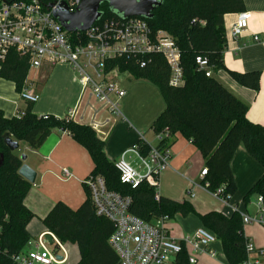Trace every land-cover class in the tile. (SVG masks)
<instances>
[{"label":"trees","instance_id":"1","mask_svg":"<svg viewBox=\"0 0 264 264\" xmlns=\"http://www.w3.org/2000/svg\"><path fill=\"white\" fill-rule=\"evenodd\" d=\"M41 1L49 4L53 0ZM161 1V5L153 10V18H141L154 31L165 30L175 39L181 52L183 84L170 85L171 69L159 54L153 55L145 67H141L135 58H120L110 62L109 68L117 65L121 72L129 73L132 78L146 79L158 87L165 108L151 127L155 134L168 130L169 135L159 142L157 150L168 149L170 138L177 133L191 139L205 159L207 174L201 184L211 193L222 189L221 198L229 201L236 192L231 162L240 146L264 167V125L252 122L248 118V105L214 75V72L225 68L224 15L242 12L244 0ZM100 10L104 17H118L110 11L107 3L102 4ZM199 55L208 59L212 76H206L205 70L199 69L196 63ZM29 70V60L10 51L0 77L14 82L17 92H20L26 85ZM229 72L240 84L259 88L258 71ZM55 129L69 131L77 142L86 147L94 163L88 178L100 176L109 190L129 196L131 213L148 222L197 213L202 225L221 242L228 264H241L249 257L246 251L248 238L244 235L239 211L231 215L217 210L199 213L190 200H174L160 195L157 183L143 180L135 188L123 183L115 162L106 155L105 141L93 127L78 123L69 116L48 115L45 118L44 115H36L33 103L28 102L22 113L10 118L0 109V156L3 155L0 165V264H15L14 256L27 250L31 240L27 226L35 216L25 204L33 183L19 173L23 165L21 154L18 149L11 151L5 145L3 135L9 133L13 140L39 148ZM137 143L140 154L146 157L151 147L142 139ZM84 189L86 199L77 209L59 201L42 223L60 241L78 246L80 260L76 264H116L117 255L109 244L114 225L96 213L86 181ZM253 196H262L264 209V172L243 197L244 203H249ZM183 246L175 264H192L188 249Z\"/></svg>","mask_w":264,"mask_h":264},{"label":"crops","instance_id":"2","mask_svg":"<svg viewBox=\"0 0 264 264\" xmlns=\"http://www.w3.org/2000/svg\"><path fill=\"white\" fill-rule=\"evenodd\" d=\"M244 6L242 12H250L251 17L247 30L238 37H233L231 30L241 12L224 15L227 41L223 55L225 68L214 72V75L248 105V118L254 123L264 125V0H244ZM255 36L260 40H255ZM229 71L240 73L258 71L259 88L253 89L240 84L233 79ZM128 75L130 76L129 73ZM134 80L130 84V91L124 87L121 80H118L122 88L127 89L126 94L119 100L121 117L110 113H91L84 102L89 90L85 97H82V85L67 63L56 65L44 63L40 67L30 68L25 87L39 94V99L33 103V112L36 115L64 118L74 110L71 116L74 121L88 125L97 122L96 131L105 141L107 157L117 162L124 156L140 174H144L142 162L135 153L128 150L140 139L146 141L151 148L157 147L160 142L158 136L151 127L154 138L148 137L149 131L146 130L148 124L145 123L152 125L165 106L158 103L156 107H149L152 103L149 91L148 94H144L135 90L137 85L135 82L137 80L151 82L146 79ZM140 101L142 104H139ZM27 104L28 102L19 97L14 82L0 77V109L4 115L9 118L17 116L23 112ZM142 109H147V115ZM169 142L171 143L168 148L167 166L160 171L156 180L160 195L174 200H190L199 213L217 210L231 215L236 209L241 214H248L251 217L257 215L258 196H253L247 204L244 203L243 197L263 174L264 167L249 155L243 146L238 148L231 162L236 192L228 203H225L201 184V171L206 168V164L202 152L194 142L180 133L173 135ZM21 143L24 142H19L18 150L21 158L25 155L23 163L36 171L35 182L25 198L26 206L35 214L27 226L31 240L26 251H30L36 249L41 237L50 232L43 225L42 219L57 202L62 201L72 209H77L86 199L84 182L90 175L94 163L86 147L77 142L69 131L63 129L53 130L39 148H31L28 144ZM147 158L149 159V154ZM63 169H68L70 174L66 176ZM155 223H159V220ZM165 226L170 235L179 241L191 236L198 228L204 227L197 213L167 219ZM244 235L256 247L264 248L263 226L244 225ZM61 244L62 248L54 246L50 248L63 257L66 255L64 264H76L80 260L78 246L62 241ZM212 248L217 251V256L210 257L207 253H198L196 264H228L219 240L212 244ZM252 257L258 258L261 264L264 263V255L253 254Z\"/></svg>","mask_w":264,"mask_h":264},{"label":"built area","instance_id":"3","mask_svg":"<svg viewBox=\"0 0 264 264\" xmlns=\"http://www.w3.org/2000/svg\"><path fill=\"white\" fill-rule=\"evenodd\" d=\"M63 2L70 12H75L82 0H53L49 4L41 0H0V70L10 51L27 58L30 68L40 67L44 63H67L82 85V97L89 90L84 102L91 113H110L117 117L122 116L119 100L126 94V90L116 79V74L121 71L117 65L109 68L110 62L120 58H135L141 67H145L152 61L153 55L159 54L171 69L170 85L176 87L183 84L181 52L175 39L167 31H154L145 19L138 16L126 19L102 16L84 31L68 32L53 15V9ZM50 4L54 7L49 8ZM250 17L251 13L248 11L239 14L232 26L233 37H238L247 30ZM255 40L260 39L255 36ZM196 63L199 69L205 70L206 76L213 75L206 57L197 56ZM18 94L26 102L34 103L39 99L38 93L26 87ZM74 112L72 110L68 116L71 118ZM47 116L44 115L45 118ZM90 126L96 130L98 123L92 122ZM156 135L161 142L168 137L169 132L166 130ZM128 151L137 155L145 173L140 174L123 156L115 162L120 180L133 188L143 180L156 184L158 174L167 166L169 150L151 148L149 159L140 154L138 143L133 144ZM63 173L66 176L70 174L68 169H63ZM206 174L207 168L202 169L201 177ZM86 184L96 213L106 217L114 225L109 244L117 255L116 264H175L183 245L188 249L189 262L192 264L197 263L198 253L217 256L212 244L218 239L207 228H198L191 236L176 240L165 226L167 217L155 223L131 213V198L109 190L100 176L88 178ZM221 192L222 189H219L214 194L228 203L221 198ZM262 202V196H258L256 216L242 214L244 225L254 223L264 227ZM46 234L51 235L52 243L42 236L36 249L14 256L15 264H64L66 255L63 257L50 248H62L61 241L52 232ZM246 251L249 257L241 264H260L258 258H253L252 255H264V248L256 247L248 240ZM58 256L61 258H57Z\"/></svg>","mask_w":264,"mask_h":264},{"label":"water","instance_id":"4","mask_svg":"<svg viewBox=\"0 0 264 264\" xmlns=\"http://www.w3.org/2000/svg\"><path fill=\"white\" fill-rule=\"evenodd\" d=\"M107 3L110 11L121 19L131 16L153 18V10L161 5V0H82L75 12H70L66 3H61L53 9L54 17L68 32L84 31L94 22L100 20L104 14L100 10L102 4ZM54 5L50 4L49 8ZM3 142L11 150L19 149V142L13 140L9 133L3 135ZM25 155H22L24 159ZM3 155L0 156V165ZM19 173L31 183L35 182L36 171L23 163ZM49 243H52L50 234L45 236ZM57 258H61L58 256Z\"/></svg>","mask_w":264,"mask_h":264},{"label":"rangeland","instance_id":"5","mask_svg":"<svg viewBox=\"0 0 264 264\" xmlns=\"http://www.w3.org/2000/svg\"><path fill=\"white\" fill-rule=\"evenodd\" d=\"M116 79L117 80H121L122 81V83H123V85H124V87L125 88H128V91H130V84H131V82L132 81H135L131 76H129L128 75V73H126V72H118L117 74H116ZM135 83H137V85L135 86V90H138L140 93H144V94H148V91H149V93H150V95H151V97H152V99H151V101H152V103H151V106H149V107H156V105L159 103H161V104H164V106H165V102H164V100H163V98H162V96H161V94L159 93V91H158V89H157V87L153 84V83H148V82H145V81H136ZM150 89V90H149ZM127 90V89H126ZM144 104H145V102L144 101H142ZM139 104H142L141 103V101L139 102ZM148 107V108H149ZM147 108V109H148ZM147 109L145 110V109H142L143 110V112H146V115H147ZM122 111V110H121ZM152 123V122H151ZM145 124H148L147 125V128H146V130L147 131H149V134H148V137H150V138H154V133H153V131L150 129L151 128V124L150 123H145ZM151 140V139H150ZM155 141V140H154ZM22 145L23 144H25V143H21ZM250 226V225H256V224H254V223H252V224H245V226ZM217 242V241H216ZM221 254V253H220Z\"/></svg>","mask_w":264,"mask_h":264}]
</instances>
